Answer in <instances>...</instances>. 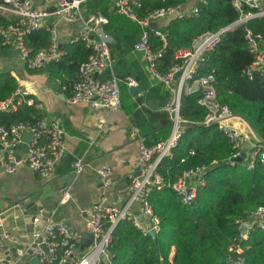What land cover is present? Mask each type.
I'll return each mask as SVG.
<instances>
[{"label": "built area", "instance_id": "2783aa9c", "mask_svg": "<svg viewBox=\"0 0 264 264\" xmlns=\"http://www.w3.org/2000/svg\"><path fill=\"white\" fill-rule=\"evenodd\" d=\"M86 1L54 0L53 6L47 7L35 6L31 0H0V14L6 18L16 19L14 23L0 25V44L4 46L13 44L28 70H40L50 62L60 61L65 55L59 44L55 24L50 23L49 19L77 25L76 35L70 42L81 41L89 54L79 63L77 78L72 83L67 101L71 104L81 100L92 101L95 107L116 110L121 107L118 78L113 73L106 78H100L111 65L110 46L113 38L105 30L109 19L100 12L85 14L82 4ZM232 3L239 12L238 18L232 24L217 31L204 33L194 41L192 47L177 50L175 58L180 62L162 72L156 63L161 50L153 51L149 44L150 23L171 16H197V4L187 11L180 9L181 4L162 6L139 17L135 7L140 6V0H115L114 11L133 19L142 27V33L134 43V48L145 54L151 74L170 87L164 105L170 120L169 134L164 140L150 146L146 145L142 138L138 139V157L135 168L129 175L128 197L121 205L110 201V191L114 184L111 176L112 166L104 163L95 170L100 181L98 199L85 210L86 233L92 237L81 249L79 246L84 233L70 229L60 219H53L55 209L42 219L46 209L43 206L37 208L30 222L24 227L30 237L27 242H22L15 232L5 228L4 223L0 221V243L7 242L13 247L19 263L36 264L33 262L35 258L38 264H112L109 244L121 221L130 220L146 234L151 230L155 233L159 230L158 217L148 199L153 188L171 187L186 204L195 198L197 188L205 183L204 173L207 170L205 165L183 170L175 180H171L159 170L162 160L172 156V149L182 132V119L179 113L182 94L200 92L197 102L208 109L205 123H217L218 128L228 137L234 149L233 160L242 155V160H246L248 168H252L254 160L259 155L261 162L264 163V142L256 141L246 153L245 148L250 143L252 133L238 121L242 118L233 113L228 104L217 102V89L212 83L213 75L196 76L199 66L208 59L209 53L223 32L230 27H238L241 23L245 24L254 17L264 16V0H232ZM41 28L49 31V44L33 52L26 45L24 38ZM155 32L165 43L166 32L158 30L157 27ZM245 38L249 51L254 55L253 62L244 70L245 74L250 77L253 73L264 75V39L252 36L248 30ZM125 80L131 86L136 85L133 77L127 76ZM22 102L33 103L18 86L10 97L0 101V111L15 110ZM36 107L40 108L41 104L36 103ZM27 134L30 137L26 142L24 137ZM63 135L60 116L53 118L43 116L35 121L18 122L9 126L0 125L1 169L6 173H13L20 164H24L40 177L48 178L65 152ZM83 168L84 163L81 159L72 163L75 175ZM70 199V185L64 184L58 204H64ZM235 223L236 239L240 242L256 227L264 228V206H258L254 212L237 218ZM228 252V262L244 264L242 247L239 244L231 245Z\"/></svg>", "mask_w": 264, "mask_h": 264}, {"label": "trees", "instance_id": "16d2710c", "mask_svg": "<svg viewBox=\"0 0 264 264\" xmlns=\"http://www.w3.org/2000/svg\"><path fill=\"white\" fill-rule=\"evenodd\" d=\"M106 1L87 0L85 3L94 2L99 10L105 8L103 14L108 17L109 24H122L125 19L110 14ZM184 1L140 0L135 11L143 17L153 9ZM197 7V16L168 19L165 43L155 29L148 28L151 49L161 50L156 59L160 71L165 72L180 62L175 58L177 50L192 47L200 35L228 26L239 16L232 0L198 1ZM15 21L0 14V25ZM245 27L252 36L264 39V16L249 19ZM24 41L35 52L49 44V31L44 28L33 31ZM63 49L65 55L60 61L48 64L47 74L59 81L60 86H65V93L70 94L79 63L86 59L89 51L81 41L67 43ZM7 52L8 47L0 44V53ZM253 60L245 33L237 26L230 27L221 34L196 76L212 74L217 102L228 104L231 111L247 120L264 141V75L253 73L250 77L244 72ZM18 86L19 79L10 70H0V101L10 97ZM119 92L121 105L126 108L120 89ZM199 94V91L182 94L179 112L182 132L172 156L162 160L159 170L175 180L183 170L205 165L204 185L197 188L195 198L188 204L171 187L153 188L148 199L159 220L156 236L144 233L130 220L121 221L109 244L112 264H232L227 261V255L228 248L234 244L242 247L244 264H264V228L256 227L246 239L238 242L235 223L247 212L264 206V163L259 155L252 168H248L246 160L232 159L234 149L228 137L217 123H205L208 109L198 104ZM37 102L34 99L32 104L20 103L15 110L0 111V125L42 118L44 114L36 107ZM173 246L175 258L171 259Z\"/></svg>", "mask_w": 264, "mask_h": 264}, {"label": "crops", "instance_id": "0c3cea01", "mask_svg": "<svg viewBox=\"0 0 264 264\" xmlns=\"http://www.w3.org/2000/svg\"><path fill=\"white\" fill-rule=\"evenodd\" d=\"M31 1L35 6L52 7L54 4V0ZM197 1L185 0L180 9L190 10ZM114 2L115 0H107L106 8L110 14L124 18L125 21L115 26L109 23L105 25L106 31L113 38L110 46L111 65L100 78H106L111 73L118 78L126 108L121 105L119 109L108 110L95 107L92 101L86 100L71 104L67 101L71 91L66 94L65 88L55 79L49 78L48 65L47 69L44 67L41 72H29L13 44L7 46L6 54L0 53L3 58L11 57L13 63L18 62L19 72L11 69V64L0 65V70L8 69L19 79V86L25 96L32 101L36 99L41 104L38 109L44 116L61 117L66 146L63 157L48 178L40 177L24 164H20L13 173H6L0 167V221L4 223L5 228L15 232L22 242L29 240V234L24 227L40 206L46 209L42 219L55 209L53 219L64 221L70 229L84 233L83 236L87 234L85 210L98 199L100 190V181L95 170L104 163L112 166L111 176L114 184L110 191V201L121 205L128 197L129 175L134 170L138 157V139L142 138L146 145H152L164 140L169 134L170 126L166 123L164 105L170 87L151 74L145 54L134 48V43L142 33V27L133 19L116 13ZM82 10L85 14H103L106 11L105 8L99 10L94 2L82 4ZM171 17L158 20L157 28L165 31ZM49 21L55 24L59 44L63 49L65 44L71 43L70 40L76 35L78 26L52 18ZM127 76L133 77L136 85L141 86L139 92L131 93V85L125 80ZM29 95L32 97H28ZM238 121L250 131L245 121ZM24 140L28 141L27 135ZM256 141L252 134L250 143L245 148L246 153ZM77 159L83 161L84 168L75 175L72 163ZM64 184L70 185L71 199L59 205ZM174 251L173 246L171 259ZM5 261L7 264H22L16 260L13 247L7 242H2L0 263L5 264Z\"/></svg>", "mask_w": 264, "mask_h": 264}, {"label": "water", "instance_id": "95a60500", "mask_svg": "<svg viewBox=\"0 0 264 264\" xmlns=\"http://www.w3.org/2000/svg\"><path fill=\"white\" fill-rule=\"evenodd\" d=\"M157 26H158V22H157V21H154V22H151V23H150V27L153 28V29H155ZM238 28H239L243 33H246V32H247V29H246V27H245V24H242V23H241V24L238 26ZM17 51H18V50H17ZM45 69H47V65L45 66ZM177 75H179V72H177ZM140 89H141V86H139V85H135V86H130V87H129V90H130L131 93H133V94H135L136 92H139ZM95 98H96V97H94V99H95ZM238 116H239V115H238ZM240 118H242V120L245 121V123L248 125V127H249L251 133H252L253 136L257 139V141L264 142V141L259 137V135L256 133V131L252 128V126L250 125V123H249L247 120H245L242 116H240ZM27 136H28V140H29V137H30L29 134H27ZM235 160H237V161H242V155L236 157ZM247 214H250V212H247ZM148 234L151 235L152 237H155V236H156V233H155V231H153V230L149 231ZM91 237H92L91 234H89V233L85 234V235L83 236V239H82V242H81V247H84L85 245H87V244L90 242ZM174 258H175V255L172 257V259H174ZM33 262L36 263V264H38V263H37V260H36L35 258L33 259ZM4 263L7 264V261H5Z\"/></svg>", "mask_w": 264, "mask_h": 264}, {"label": "rangeland", "instance_id": "374dc122", "mask_svg": "<svg viewBox=\"0 0 264 264\" xmlns=\"http://www.w3.org/2000/svg\"><path fill=\"white\" fill-rule=\"evenodd\" d=\"M9 64H11V67H10L11 69H13L15 72H19L18 62L13 63L11 57L10 58H7V57L3 58L2 56H0V65L1 66H5V65H9Z\"/></svg>", "mask_w": 264, "mask_h": 264}]
</instances>
